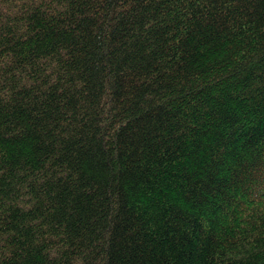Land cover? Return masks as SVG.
<instances>
[{
	"label": "trees",
	"instance_id": "1",
	"mask_svg": "<svg viewBox=\"0 0 264 264\" xmlns=\"http://www.w3.org/2000/svg\"><path fill=\"white\" fill-rule=\"evenodd\" d=\"M0 264H264V0H0Z\"/></svg>",
	"mask_w": 264,
	"mask_h": 264
}]
</instances>
